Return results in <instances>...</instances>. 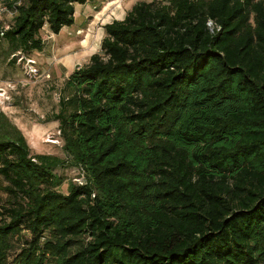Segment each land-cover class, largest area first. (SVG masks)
Here are the masks:
<instances>
[{"label": "trees", "instance_id": "trees-1", "mask_svg": "<svg viewBox=\"0 0 264 264\" xmlns=\"http://www.w3.org/2000/svg\"><path fill=\"white\" fill-rule=\"evenodd\" d=\"M17 1L13 55L90 0ZM102 27L51 118L81 184L0 111V264L23 235L12 264H264V0H142Z\"/></svg>", "mask_w": 264, "mask_h": 264}, {"label": "rangeland", "instance_id": "rangeland-1", "mask_svg": "<svg viewBox=\"0 0 264 264\" xmlns=\"http://www.w3.org/2000/svg\"><path fill=\"white\" fill-rule=\"evenodd\" d=\"M139 1L142 0H90L74 4L72 25L64 26L58 34L51 33L46 25L42 28L40 36L44 48L41 51L15 52L13 55L8 43L0 38V111L22 132L31 153L56 155L67 160L63 167L55 170L62 178L56 188L63 193H67L70 183L79 185L83 182V171L73 166L66 156L58 122L51 119L59 108L61 88L77 65L88 64L95 52L102 53V26L123 17ZM8 2L0 0V31L9 28L15 13ZM19 2L22 1L16 5ZM120 8L122 10L114 14L113 10ZM5 185L7 181L0 175V205L9 207V193L2 188ZM2 217H7L4 211L0 219ZM23 237H19L21 240L13 239L6 252V263L20 253Z\"/></svg>", "mask_w": 264, "mask_h": 264}, {"label": "crops", "instance_id": "crops-1", "mask_svg": "<svg viewBox=\"0 0 264 264\" xmlns=\"http://www.w3.org/2000/svg\"><path fill=\"white\" fill-rule=\"evenodd\" d=\"M118 7H121V6L118 5ZM115 9H116V8H115ZM115 9L113 10V11H114V14H118L119 11L122 10V8L117 9V11H115ZM113 11H112V12H113ZM125 14H126V13H125ZM125 14H124V15H125ZM123 17H124V16H123ZM123 17H121V18H117V19H122ZM107 23H108V22H107ZM102 29H103V28H102Z\"/></svg>", "mask_w": 264, "mask_h": 264}, {"label": "built area", "instance_id": "built-area-1", "mask_svg": "<svg viewBox=\"0 0 264 264\" xmlns=\"http://www.w3.org/2000/svg\"><path fill=\"white\" fill-rule=\"evenodd\" d=\"M20 1V0H19ZM18 3V1L16 2V4ZM20 3V2H19ZM210 24V23H209ZM0 34H3V32L1 31ZM7 264H12V262H8Z\"/></svg>", "mask_w": 264, "mask_h": 264}, {"label": "water", "instance_id": "water-1", "mask_svg": "<svg viewBox=\"0 0 264 264\" xmlns=\"http://www.w3.org/2000/svg\"><path fill=\"white\" fill-rule=\"evenodd\" d=\"M77 67H78V65H77Z\"/></svg>", "mask_w": 264, "mask_h": 264}]
</instances>
